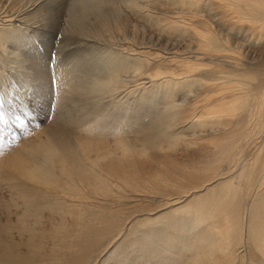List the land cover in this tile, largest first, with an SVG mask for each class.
Instances as JSON below:
<instances>
[{
	"label": "bare ground",
	"instance_id": "bare-ground-1",
	"mask_svg": "<svg viewBox=\"0 0 264 264\" xmlns=\"http://www.w3.org/2000/svg\"><path fill=\"white\" fill-rule=\"evenodd\" d=\"M0 40V264H264V0H0Z\"/></svg>",
	"mask_w": 264,
	"mask_h": 264
},
{
	"label": "rangeland",
	"instance_id": "rangeland-1",
	"mask_svg": "<svg viewBox=\"0 0 264 264\" xmlns=\"http://www.w3.org/2000/svg\"><path fill=\"white\" fill-rule=\"evenodd\" d=\"M59 36L60 35L57 34L56 42L59 41ZM56 42H55V44H56ZM51 53H53V52H51ZM25 67H26L25 68L26 72L30 73L31 70L28 68V66H25ZM8 71H9L8 68H6L5 72H8ZM25 77H27V76H25ZM25 80H26V78H20L19 82L22 83V82H25ZM31 94H32V90L30 89V91L26 92V94H25L26 96L21 98V99L30 100V97L32 96ZM33 94H35V93H33ZM15 103H17L16 105L20 104V102L17 99L15 100ZM12 110H14V109H12ZM29 119L30 120L32 119L31 123L25 122V123L21 124L22 126L20 125V127L13 128L11 133H8L7 131H5V133L2 135L1 138L4 141L6 140L7 143H9L8 144L9 145L8 148L11 147V149L8 150L10 152H8V151H7V153L5 152L6 154H4V153L1 154L0 153V158H5L6 159L8 156H12L13 152H11V151H13L16 147H19L20 145H22L24 143V141H27L31 137V133L35 129L36 124L34 123V121H35L34 118L30 117ZM6 127L7 126H5V128ZM197 148H190V149H187L188 151H185L183 153L180 152V153L183 156L194 155L199 150V149L197 150ZM3 185L4 184H2V182L0 180V240H1V235H2L1 231H2V228L4 227V225H6L7 223L9 225H12L14 223V220H15L14 212L16 210L15 207H14V199L12 198L13 197L12 190L9 191L10 193L8 195V192H7V190H5V188H4L5 186H3ZM129 261H130L129 262L130 264H133V262H131V260H129Z\"/></svg>",
	"mask_w": 264,
	"mask_h": 264
},
{
	"label": "snow or ice",
	"instance_id": "snow-or-ice-1",
	"mask_svg": "<svg viewBox=\"0 0 264 264\" xmlns=\"http://www.w3.org/2000/svg\"><path fill=\"white\" fill-rule=\"evenodd\" d=\"M2 43V40H0ZM3 94V93H2ZM6 104V101H0V105ZM35 111V105L32 100H28L27 104H18L15 110L10 107L0 106V134L7 131L11 133L13 128L19 127L21 124L28 122L31 123L30 115ZM5 126H7L5 128Z\"/></svg>",
	"mask_w": 264,
	"mask_h": 264
}]
</instances>
